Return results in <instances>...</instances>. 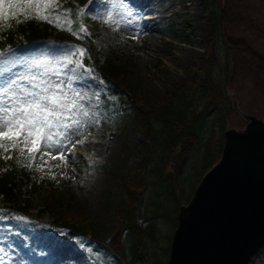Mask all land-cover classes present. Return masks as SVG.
Listing matches in <instances>:
<instances>
[{
    "label": "rangeland",
    "instance_id": "obj_1",
    "mask_svg": "<svg viewBox=\"0 0 264 264\" xmlns=\"http://www.w3.org/2000/svg\"><path fill=\"white\" fill-rule=\"evenodd\" d=\"M168 1L170 12L158 18L147 8L149 0H87L85 5L77 6L80 24L93 38L102 60L120 69L118 79L113 82L123 97L122 103L117 95L107 94L106 82L93 80L91 72L85 71L88 68L76 69L81 79L68 80L72 76L69 70L75 66L70 67L65 57L77 48L45 42L0 57V68L7 64L20 75L49 72L45 79L56 80L50 73L63 70L67 75L60 79L70 85L66 91L82 94L79 102L89 112L84 119L99 121L87 124L82 137H72V142L87 138L71 152H68L71 143L64 149L66 167L60 160H52L50 156L41 159L37 153L28 167L31 178L19 183L16 196L9 199L0 195V264H52V259L61 252L66 256L59 264H169L170 242L176 227L172 220L176 218L175 207L166 204L157 183V172L146 163L151 155L154 159L159 157L162 161L158 158V166L163 167L165 174L174 176L185 144L181 146L178 142L165 150L159 140L161 143L158 141L150 148L147 118L155 117L163 106L171 103L186 111L187 117L200 114L211 95V86L220 85L230 110H221L220 116L212 114L206 121L207 137L203 139L210 136L211 129H216L213 154H217L224 131L243 130L247 124L232 110L233 98L242 112L264 123V0H232L235 5H230L229 0ZM63 2L59 0L60 7ZM219 6L224 9L218 13ZM59 11L64 12L60 8ZM109 12L119 21L118 29L115 24L103 22ZM40 22L52 28L54 34L73 40L83 36L79 27L74 29L73 25L70 32ZM209 102L212 104V99ZM220 121L224 123L221 132ZM151 125L153 129L160 128L154 122ZM164 130L167 135L169 130ZM51 151L56 154V149ZM11 154L17 156L15 150L3 153ZM19 161L28 164L24 157H19ZM193 162L195 159L184 168L182 179H171L177 209L187 206L202 178L195 174L198 165L192 166ZM96 164L104 167L101 182L94 177ZM141 174L146 182L135 186L133 182ZM24 202L44 209L42 215L35 217V226L5 210L6 206ZM128 211L138 217L144 228L154 223L158 235L155 242L145 238L144 243L136 229L138 253L134 263L127 257H115L109 249L121 251L119 239L129 248V238L123 233L131 223ZM58 218L84 233L85 239L68 242L51 234L47 224ZM106 240H110L111 246H106Z\"/></svg>",
    "mask_w": 264,
    "mask_h": 264
},
{
    "label": "water",
    "instance_id": "obj_2",
    "mask_svg": "<svg viewBox=\"0 0 264 264\" xmlns=\"http://www.w3.org/2000/svg\"><path fill=\"white\" fill-rule=\"evenodd\" d=\"M228 130L218 163L177 214L169 264H250L264 243V123Z\"/></svg>",
    "mask_w": 264,
    "mask_h": 264
},
{
    "label": "trees",
    "instance_id": "obj_3",
    "mask_svg": "<svg viewBox=\"0 0 264 264\" xmlns=\"http://www.w3.org/2000/svg\"><path fill=\"white\" fill-rule=\"evenodd\" d=\"M229 1L230 5L236 4L234 2L231 3L232 0ZM77 2L85 3L86 0H78ZM64 8L68 13V17L74 22V28H76L78 26L77 17L75 14L76 6L68 0L64 5ZM223 9L224 8L219 6L220 11L218 10V13ZM16 19L23 20V17L18 16ZM6 23L12 24L13 26L11 28L5 27L2 31H0V52L8 53L13 50L19 49L22 46L25 47L28 45H32L37 41L48 39H52L58 42L63 41L66 44H76L84 50V57L81 58L82 63L84 66L91 69V71L93 72L94 80H96L97 82H106L108 84L107 90L109 91L110 89H113L110 85L111 83H114V79H118L120 69L118 67H114L111 62H105L102 60L100 50L94 45L91 38L82 37L76 41L66 39L64 35L54 34V30L52 28L43 25L41 22L35 19H29L21 23H16L15 19L9 18ZM218 24L219 23H217V25ZM216 29L217 26L215 25V30ZM218 33H220L222 36L221 31L218 30ZM114 89H116L115 86ZM210 91L211 95L209 96L208 101L205 105L206 107L200 114H194L191 117H187L186 111H182L183 109L178 110L174 107L173 103H171L165 107L163 106L161 110L157 112L155 117L148 116L149 118H147V141L150 145V148L152 147V144L153 146H156L159 140H161L162 146H164L165 150H167L170 145L177 144L178 142L181 143V146L182 143L185 144L182 151L183 155L181 157V161L177 166V172L174 176L165 174L163 167L158 166L157 160L159 157L154 159L155 156L151 155V157L149 156V160H147L146 163H150L152 167L155 168V171L157 172V183L160 187V193H162L165 197L167 205H169L170 207L171 205L172 207H175L173 208L175 216L177 215L178 209L175 203V187L171 182V179H182L181 173L183 172L184 168L190 165V162L193 159H195V162H193V164L191 165H198L195 174H198V176H203L218 162L221 155L223 138H219V142L217 145V154H213L212 147L214 141V132L216 129H211L210 136L207 139H203L204 137H207V133L205 134V124L210 115L219 114L220 116L221 110L225 109L228 111L230 110V108H228V100L224 97L220 85L216 87L211 86ZM115 93H117V89ZM118 99L122 103L123 97L119 96V94ZM211 99L213 101L212 104H210L209 102V100ZM221 121L218 125L220 132L224 129V123ZM151 122L156 123L160 127L159 130L153 129ZM164 129H167V131L169 130L170 132L168 131V134L166 135V133H164ZM163 135L166 136L164 137ZM197 154H199V156H197ZM3 156H0V195L11 199L16 196V192L19 188V183L21 181L29 180L31 178V175L29 168L18 161L16 156H12V159L9 160H5ZM195 156H197V160ZM146 159L147 158H145V160ZM159 159L162 161L161 158ZM199 167H201L200 170ZM142 177V174L139 175L138 178H136L135 182H133V184L135 186H140L142 182H146ZM132 194L135 195V193ZM6 209L8 211L16 213L20 217L25 218H35L42 215L44 211L43 208H36L29 202H24L22 204H11L9 206H6ZM127 215L128 220H130L131 223L129 229L124 230L123 233H125V236L129 238V248L125 247L123 242H121V239H119L118 244L120 245L121 243V251L118 252L117 249L113 250L110 247L109 249L112 250L117 257H127V260H129L131 263H134V260L136 259L138 253V234L136 232V229L140 231L144 243L145 238L148 239L151 243L155 242L158 235L154 223L148 224L147 227L144 228L142 227V224L140 223L138 217L134 216L130 211L127 212ZM172 220L175 222V224H177V219L175 217ZM48 227L51 231L61 234L67 240H81L86 236L81 231L73 229L67 224L61 222L60 218H58L52 224H49ZM106 246H111L110 240H106ZM128 251L130 252V254H128ZM254 261L257 264H264V249H262L255 256Z\"/></svg>",
    "mask_w": 264,
    "mask_h": 264
},
{
    "label": "snow or ice",
    "instance_id": "obj_4",
    "mask_svg": "<svg viewBox=\"0 0 264 264\" xmlns=\"http://www.w3.org/2000/svg\"><path fill=\"white\" fill-rule=\"evenodd\" d=\"M59 8V0H0V31L13 26L6 23L9 18L15 19L16 23L29 19L45 21L62 30L73 31L72 19L68 17L67 11L61 13ZM80 14L83 15V10ZM18 16H22L23 20L16 19ZM103 22L115 24L119 28V21L113 18L111 12ZM79 32L87 33L83 24L79 25ZM75 52L80 58L84 57L83 49H76ZM4 55L0 52V56ZM73 55L65 57L67 64L75 66L69 70L72 73L68 77L69 81L73 77L82 78L76 73L77 68H83L82 59H74ZM85 71L90 72L91 69ZM64 75L67 73L63 70L52 71L50 76L57 78L53 80L45 79L49 72L20 75L7 64L0 68V156L15 150L18 161L19 157H24L28 159L25 166L31 167L39 153L41 159L50 156L52 160H60L67 166V153L64 149L71 143L68 149L71 152L76 144L82 145L87 138L85 136L72 142V137H82L87 124L99 121L84 119L89 117V112L79 102L82 94L75 90L71 94L66 91L70 85L60 79ZM52 149H56V154H52ZM3 158L9 160L12 156ZM52 178H56L55 174Z\"/></svg>",
    "mask_w": 264,
    "mask_h": 264
},
{
    "label": "bare ground",
    "instance_id": "obj_5",
    "mask_svg": "<svg viewBox=\"0 0 264 264\" xmlns=\"http://www.w3.org/2000/svg\"><path fill=\"white\" fill-rule=\"evenodd\" d=\"M141 1H143V0H141ZM177 2L179 3L178 0H177ZM147 8H148V10L150 12L154 13L157 16L156 18L162 17V16H165L168 12H170V2L168 0H149V5H148ZM147 30L148 31H151V27L150 26L149 27L147 26ZM82 34H83V36H81L80 38L85 37V34L86 33H82ZM65 37H66V39H71L69 36H65ZM80 38H77L76 40H78ZM89 38H91L92 41H93V38L91 36ZM71 40L72 41H76V40H73V39H71ZM51 41H52L53 44H55V46H58V47H59V45L65 44L63 41L58 42V41H55V40H52V39H51ZM74 45H76V44H74ZM76 46H79V45H76ZM106 148H107V145L104 144L102 146V149L105 150ZM95 156L99 157L98 154L95 155ZM97 162H99V161H97ZM96 165H97V168H96V171H95V174H94L95 176L94 177H95V179L97 181H100L101 182L103 180H100V172H101V170L104 167L101 166V165H99V164H96ZM200 181H199V183H200ZM199 183H198V185H199ZM65 256H66L65 252L57 253L55 255V257L52 259V264H59V260H62L63 261L64 258H65Z\"/></svg>",
    "mask_w": 264,
    "mask_h": 264
}]
</instances>
